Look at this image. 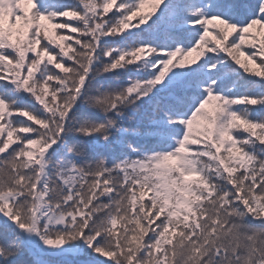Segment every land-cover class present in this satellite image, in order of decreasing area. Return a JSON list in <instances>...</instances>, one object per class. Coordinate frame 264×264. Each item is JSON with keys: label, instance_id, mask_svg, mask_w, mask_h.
I'll list each match as a JSON object with an SVG mask.
<instances>
[{"label": "snow or ice", "instance_id": "obj_1", "mask_svg": "<svg viewBox=\"0 0 264 264\" xmlns=\"http://www.w3.org/2000/svg\"><path fill=\"white\" fill-rule=\"evenodd\" d=\"M0 264H264V0H0Z\"/></svg>", "mask_w": 264, "mask_h": 264}, {"label": "trees", "instance_id": "obj_2", "mask_svg": "<svg viewBox=\"0 0 264 264\" xmlns=\"http://www.w3.org/2000/svg\"><path fill=\"white\" fill-rule=\"evenodd\" d=\"M252 67L254 68V67H255V65H252Z\"/></svg>", "mask_w": 264, "mask_h": 264}]
</instances>
